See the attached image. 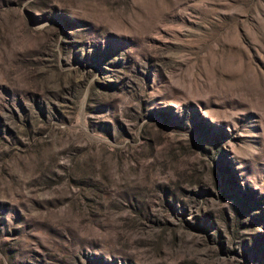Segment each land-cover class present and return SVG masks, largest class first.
Wrapping results in <instances>:
<instances>
[{
	"label": "rangeland",
	"instance_id": "1",
	"mask_svg": "<svg viewBox=\"0 0 264 264\" xmlns=\"http://www.w3.org/2000/svg\"><path fill=\"white\" fill-rule=\"evenodd\" d=\"M0 264H264V0H0Z\"/></svg>",
	"mask_w": 264,
	"mask_h": 264
}]
</instances>
